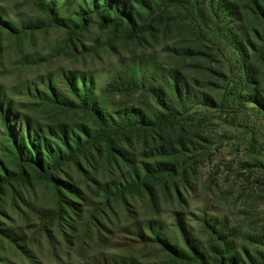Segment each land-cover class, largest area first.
<instances>
[{
	"label": "rangeland",
	"instance_id": "obj_1",
	"mask_svg": "<svg viewBox=\"0 0 264 264\" xmlns=\"http://www.w3.org/2000/svg\"><path fill=\"white\" fill-rule=\"evenodd\" d=\"M125 71L139 84L107 91ZM53 94L157 123L101 130ZM26 132L73 158L21 160ZM198 254L264 264V0H0V264Z\"/></svg>",
	"mask_w": 264,
	"mask_h": 264
},
{
	"label": "trees",
	"instance_id": "obj_2",
	"mask_svg": "<svg viewBox=\"0 0 264 264\" xmlns=\"http://www.w3.org/2000/svg\"><path fill=\"white\" fill-rule=\"evenodd\" d=\"M121 7L123 8H120V10L121 11L124 10L125 16L131 19L130 18L131 11L128 8H125L124 6H121ZM120 10H117V9L114 10L115 15H116L115 19H118V17L122 15L124 16V13H121ZM135 12H138V11H135ZM101 13H102V17L105 20L111 21V17L107 11L106 12L103 11ZM131 21L134 22L133 19H131ZM138 84L139 82L137 81V79L129 71H125L119 74L114 79V81L107 86L106 90L111 93H114V92L125 93L127 89L132 88V87L134 88ZM174 89H176V91L178 90L177 82H175ZM153 91H154V95L156 99L158 100L159 104L162 105V107H164L165 109H168V104H167L168 99L163 94L162 90L156 88ZM51 100L57 107L60 106V108H64L66 110H74L77 107L78 108L80 107L83 110H85L84 108H86L87 111H89L94 117H96L97 124L100 126L101 130H106L107 128L136 126V125L149 127V126H155L156 125L155 123H157L153 121L154 119H153L152 114H148L144 110H141V108L127 107V108L116 110L114 112H106L95 106L90 107L87 105L86 96H84V98H82L81 100L79 99L80 102L84 105V108L83 106H81V104L79 106V104H77V102L75 101H72V100L70 101L67 99H60L55 94L52 95ZM65 140H67L66 134H65ZM76 145H79V143H76ZM42 147L47 148L48 146H46V144H43V143L41 144V142L38 143L34 137L30 136V134L26 132V135L24 136V138H22L19 142V156H20L19 158L23 161L25 160V161H30L32 163H37L39 167L41 164L45 165L47 163H45L43 158L40 157V152H41ZM67 148L69 149V153L63 154L62 156L60 155L55 156L53 154L52 149L49 148V152L51 156L48 155L46 157H48L49 159H52L56 163L67 161V159H70V158L72 159L74 156V151H72V149H70L69 147ZM57 150L60 152L59 147L57 148ZM218 234L220 235L221 232H219ZM220 237L224 239L223 246L225 248H229V245H231V241H229L226 238V236L224 235L222 236V234L220 235ZM168 248L172 249L173 253H175L178 256H185V254L181 252L180 250L175 251L174 249L175 247L168 246ZM198 256H200L201 260L205 262V258L202 254H198ZM228 261L230 264H238V262L236 261V255L232 256L231 258H228Z\"/></svg>",
	"mask_w": 264,
	"mask_h": 264
}]
</instances>
